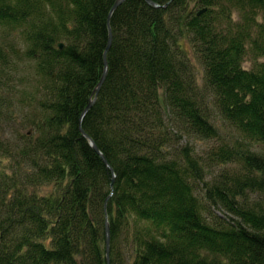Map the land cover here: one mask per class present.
<instances>
[{"label":"trees","instance_id":"trees-1","mask_svg":"<svg viewBox=\"0 0 264 264\" xmlns=\"http://www.w3.org/2000/svg\"><path fill=\"white\" fill-rule=\"evenodd\" d=\"M117 1L0 0V264H264V0Z\"/></svg>","mask_w":264,"mask_h":264},{"label":"water","instance_id":"water-1","mask_svg":"<svg viewBox=\"0 0 264 264\" xmlns=\"http://www.w3.org/2000/svg\"><path fill=\"white\" fill-rule=\"evenodd\" d=\"M125 0H118L115 4V6L113 7L112 9V12L110 14V17H109V29H110V35H109V40H108V44H107V47H106V50H105V54H104V65H105V68H104V73H103V76L101 78V81L96 89V97L98 96L102 86L104 85L105 81H106V78H107V75H108V53L111 49V46H112V41H113V34H112V31H111V27H110V20H111V17H112V14L113 12L121 5L122 2H124ZM148 3L150 4H154L151 0H147ZM65 44L61 43L59 45V47L62 49L64 48ZM96 99V98H95ZM94 104V101H92L90 103V105L88 106V108L86 109L85 113L89 111V109L92 107V105ZM82 132L84 133V131L82 130ZM91 144L93 146V148L102 156V158L104 159V161L108 164L106 158L102 155V153L100 152V150L98 149V147L95 145V143L91 140ZM115 184V176H114V179H113V182H112V187L114 186ZM107 203H108V200L106 202V208H107ZM106 235H107V258H108V264H110L109 262V259H110V250H111V233H110V226L107 222L106 224Z\"/></svg>","mask_w":264,"mask_h":264},{"label":"rangeland","instance_id":"rangeland-1","mask_svg":"<svg viewBox=\"0 0 264 264\" xmlns=\"http://www.w3.org/2000/svg\"><path fill=\"white\" fill-rule=\"evenodd\" d=\"M20 42H18L16 45H17V49H19V52L22 53L23 50L25 49L26 45L24 43H21L19 44ZM29 64H27L25 66V69H26V72H27V68H28ZM244 67L246 69H252L254 67V59L252 57V55H248L245 62H244ZM197 70L199 71V80L202 79V76H203V72H202V69L201 67H199L197 65ZM219 121V125H220V131L221 133L223 134L224 137H228V136H235L237 137V133L235 131H233L231 128H229L226 124H222V121L221 120H218ZM28 130V129H26ZM187 141H190L189 139H184L183 140V143L187 142ZM191 143L197 147L198 151L200 153L204 152L209 146L213 145V143H210V142H201L199 140H191ZM259 148V150H264L263 147H257V149ZM229 168H232V169H236V166H229ZM203 187V186H202ZM217 214H220V215H226V213L223 211V210H215Z\"/></svg>","mask_w":264,"mask_h":264}]
</instances>
